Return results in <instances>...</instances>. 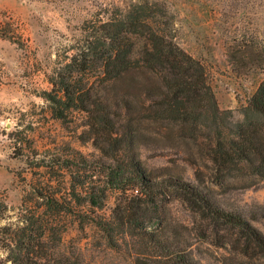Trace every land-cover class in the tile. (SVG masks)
<instances>
[{"label":"rangeland","instance_id":"374dc122","mask_svg":"<svg viewBox=\"0 0 264 264\" xmlns=\"http://www.w3.org/2000/svg\"><path fill=\"white\" fill-rule=\"evenodd\" d=\"M137 1L0 0V228L16 224L26 208L44 206L46 198H59L66 206L71 202L74 214L50 211V218L69 248L83 249L84 264H134V249L118 231L119 243L112 245L109 235L92 221L111 217L123 194L110 185L112 161L97 148L105 139H98L89 115L73 110L65 120L53 116L43 97L52 88L47 74L65 59L87 21L106 19L119 6ZM150 1L161 4L159 12L168 9L164 20L174 23L180 45L208 67L221 109L242 118L243 108L264 80L261 61L243 59L244 42L257 53L264 48V0ZM6 33L17 34L19 43L2 37ZM118 144L104 146H116L123 153V144ZM172 144L161 137L136 142L141 167L151 179L176 178L200 186L231 207L264 205V186L234 175L217 186L215 166L204 161L193 165ZM120 166L127 179L129 167ZM130 194L137 192L132 188ZM93 199L97 205H92ZM137 199L140 214L154 217L144 221L145 228L154 230L159 219L157 228L183 241L196 261L242 264L232 245L233 232L203 218L172 184ZM254 223L264 231L263 223ZM6 257L0 245V264H7Z\"/></svg>","mask_w":264,"mask_h":264},{"label":"trees","instance_id":"16d2710c","mask_svg":"<svg viewBox=\"0 0 264 264\" xmlns=\"http://www.w3.org/2000/svg\"><path fill=\"white\" fill-rule=\"evenodd\" d=\"M160 5L139 0L119 6L106 19L87 21L65 59L47 74L52 88L43 97L53 116L65 120L73 110L89 115L98 139H105L96 146L112 161L110 185L123 194L111 217L92 221L109 235L112 245L119 243L115 231L123 233V241L131 240L134 264H201L183 241L157 228L159 219L154 230L144 226L154 217L140 214L137 198L170 183L203 218L233 232L232 245L242 264L264 262V231L254 223L264 224V205L227 206L212 191L176 178L158 182L141 167L136 142L161 137L193 165L204 161L215 166L217 186L231 175L264 186V80L243 108L242 118L221 109L208 67L180 45L174 23L164 20L169 11L164 7L166 12H159ZM1 35L19 43L17 34ZM244 44V61L258 59L264 66V48L257 53ZM15 135L10 136L17 142ZM115 142L123 144V153L116 146H104ZM122 164L129 167L127 179ZM132 188L136 196L128 195ZM73 196H78L75 186ZM43 205L26 208L16 224L0 228L7 264H84L83 249L69 248L50 218V211L74 214L73 203L66 206L50 197Z\"/></svg>","mask_w":264,"mask_h":264}]
</instances>
